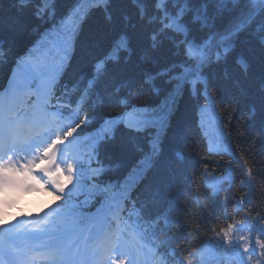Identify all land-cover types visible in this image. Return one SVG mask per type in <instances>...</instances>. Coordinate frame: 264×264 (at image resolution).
Returning <instances> with one entry per match:
<instances>
[{
	"label": "trees",
	"instance_id": "1",
	"mask_svg": "<svg viewBox=\"0 0 264 264\" xmlns=\"http://www.w3.org/2000/svg\"><path fill=\"white\" fill-rule=\"evenodd\" d=\"M60 20L74 28L63 81L97 77L93 120L131 112L146 122L142 130L120 125L101 146L106 178H120L144 161L158 131L151 121L170 107L159 153L137 192L147 212L174 208L188 249L205 238L234 239L244 249L241 264H264V5L0 0L6 55L18 56ZM202 110L204 118L217 119L229 151H211Z\"/></svg>",
	"mask_w": 264,
	"mask_h": 264
},
{
	"label": "snow or ice",
	"instance_id": "2",
	"mask_svg": "<svg viewBox=\"0 0 264 264\" xmlns=\"http://www.w3.org/2000/svg\"><path fill=\"white\" fill-rule=\"evenodd\" d=\"M19 197H16L18 199ZM11 205H9L7 202H0V220H5L9 214V209ZM0 238H2V234H0Z\"/></svg>",
	"mask_w": 264,
	"mask_h": 264
},
{
	"label": "rangeland",
	"instance_id": "3",
	"mask_svg": "<svg viewBox=\"0 0 264 264\" xmlns=\"http://www.w3.org/2000/svg\"><path fill=\"white\" fill-rule=\"evenodd\" d=\"M223 41H225V39L222 40V42H223ZM132 121H133V118H130V117H129V118H127V120H126V123H127V124H130ZM214 121H215V120H214ZM213 131H214V132L217 131V126H216V125L213 126ZM210 140H211V141H217V142H220V141H221V143H223V140H221V138H219V137H217V136H213V138H211ZM220 149H222V148L220 147ZM224 151L227 152V151H229V149H224Z\"/></svg>",
	"mask_w": 264,
	"mask_h": 264
},
{
	"label": "water",
	"instance_id": "4",
	"mask_svg": "<svg viewBox=\"0 0 264 264\" xmlns=\"http://www.w3.org/2000/svg\"><path fill=\"white\" fill-rule=\"evenodd\" d=\"M251 1L263 2L264 3V0H251Z\"/></svg>",
	"mask_w": 264,
	"mask_h": 264
},
{
	"label": "clouds",
	"instance_id": "5",
	"mask_svg": "<svg viewBox=\"0 0 264 264\" xmlns=\"http://www.w3.org/2000/svg\"><path fill=\"white\" fill-rule=\"evenodd\" d=\"M27 210V209H26Z\"/></svg>",
	"mask_w": 264,
	"mask_h": 264
}]
</instances>
